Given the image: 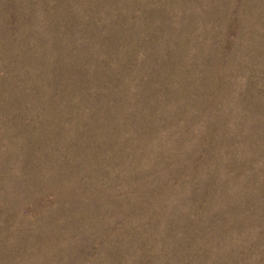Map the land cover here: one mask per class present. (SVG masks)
Here are the masks:
<instances>
[{
  "label": "rangeland",
  "instance_id": "374dc122",
  "mask_svg": "<svg viewBox=\"0 0 264 264\" xmlns=\"http://www.w3.org/2000/svg\"><path fill=\"white\" fill-rule=\"evenodd\" d=\"M0 264H264V0H0Z\"/></svg>",
  "mask_w": 264,
  "mask_h": 264
}]
</instances>
